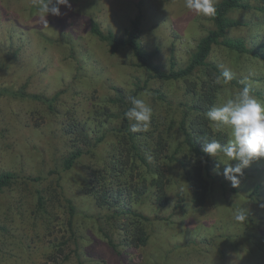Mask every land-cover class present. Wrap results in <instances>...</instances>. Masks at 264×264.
Wrapping results in <instances>:
<instances>
[{"label":"rangeland","instance_id":"rangeland-1","mask_svg":"<svg viewBox=\"0 0 264 264\" xmlns=\"http://www.w3.org/2000/svg\"><path fill=\"white\" fill-rule=\"evenodd\" d=\"M244 1L252 6L231 11L230 16L242 24L230 28L228 36L259 45L264 39V0ZM69 3L71 7L58 5L60 15L50 13L44 20L33 0H0V88L24 85L27 92L55 97V109L50 110L38 100L0 94V173L18 175L0 190V264H264V158L245 168L239 186L233 187L223 175L230 162L222 154L210 156L204 169L207 195L202 206L191 200L189 171L169 160L182 139L177 126L181 108L197 98L188 90L200 91L202 71L175 81L151 80L137 97L153 109L148 131L136 132L134 138L147 166L134 153L126 133L112 130L121 126L120 113L116 114L120 108L116 112V105L106 100L115 94L112 85L129 95L131 84H136L132 75L144 73L132 65L126 49L112 52L90 31L93 18L104 32L122 36L141 13L143 45L157 50L163 67L171 54L179 66L211 28V18L187 10L184 0ZM209 60L231 70L239 83L248 77L252 94L264 102V60L222 45L213 46ZM79 64L83 70L75 79ZM242 87L221 84L213 104L231 98ZM155 89L165 94V101L154 96ZM75 107L90 141L81 132L67 134L66 123L79 118ZM205 116L211 137L223 134ZM128 123L131 127L133 121ZM98 135L103 139L94 143ZM76 143L83 152L64 168V158ZM185 151L182 148L178 155ZM154 165L162 168L166 180L164 207L150 194ZM103 173L109 174L107 185L117 181L133 198L143 186L147 188L143 197L130 202L148 218L138 221L149 233L144 246L127 244L120 227L131 218L101 207L95 190L89 191L90 186L106 182ZM38 176L43 178L31 180ZM69 204L74 211L71 225ZM240 209L248 216L244 222L234 220Z\"/></svg>","mask_w":264,"mask_h":264},{"label":"trees","instance_id":"trees-1","mask_svg":"<svg viewBox=\"0 0 264 264\" xmlns=\"http://www.w3.org/2000/svg\"><path fill=\"white\" fill-rule=\"evenodd\" d=\"M215 6L217 9L216 15L214 17H210L212 21L211 28H209L199 39L196 45L190 49L187 62H184L183 65L179 66L176 63L174 54H171L167 66L163 67L157 61V50H150L143 45L140 38V32L142 30L141 13H138L130 21L129 26L125 28L124 35L122 36L116 35L111 30L104 32L100 27V24L95 19H90L91 33L97 36L100 40L105 41L112 52L126 49L132 58V65L140 68L144 73L143 77L132 75L133 80H136V84L134 86L131 84L129 95H127L121 87L112 85L111 88L115 90V94L113 96H108L106 100L116 105V112L118 107L120 108L116 114L120 113L121 126L113 127L112 130L117 131V133H126L128 142L134 150V153L147 166H149V163L143 157L141 151H139V149L141 150V147L134 139L136 132H132L130 130L131 127L128 123L129 120L125 117V112L132 106L131 98L138 97L147 88L148 82L151 80L175 81L179 79H186L197 70L202 71L204 80L201 83L200 91H195V88L193 87H190L188 90L192 94H196L197 98L192 103H183L181 108L182 114L178 120L177 126L180 134L182 135V139L177 142L172 153L169 155L170 161L179 162L182 167L189 171L191 200L195 205L199 206L203 205L207 195V182L204 178V169H208L210 159V156L202 151L204 142H200L199 140L201 137H205L210 140L215 138L220 140L221 143H225L227 140V136L225 134H217L215 137H211L212 133L209 132L208 128L204 125L206 110L213 105L215 95L221 86V84H216L214 82L215 77L223 71V69H220L217 64L209 60L210 52L213 46L222 45L228 50L238 53H247L264 60V39L259 43V45L249 46L241 37L228 36L230 28L242 24L240 20H236L230 16L231 11L234 9L250 8L252 5L246 3L244 0H218ZM82 70L83 64H79L76 69L77 72L75 79H79L81 77L80 71ZM230 84L243 86L235 79V77ZM1 93L9 94L15 97L38 100L45 103L50 110L55 109V97L36 92H27L24 85L18 88L2 87L0 88V94ZM153 93L157 99H161L163 101L166 100L165 94L159 89L153 90ZM70 102V106L72 107L73 101L71 100ZM75 113L78 114L79 118L66 123L69 127L67 134L81 132V135H84L83 139L90 141L88 140L89 133H87V128L83 125L80 119V112L76 107ZM102 139L103 135H98L95 138L94 143H99ZM182 148L186 149L184 152L185 154L182 153L178 155L181 153ZM82 152L83 150L80 146L77 143L74 144L69 154L64 158L63 167L70 168ZM186 154L190 155L192 159L191 161L186 160ZM149 155H153L152 150L149 151ZM153 172L155 177L151 183L152 190L150 191V194H153L152 196H154V201L159 207H164L168 203L167 195L164 189L166 181L164 178V172L158 165H154ZM108 175L109 174L107 173H103L102 180H106V182L102 183V186L99 183V185L95 188L90 186L89 191L95 190L94 195H96V202L101 207L106 206L110 209L112 208L116 215L123 216L125 219L131 218L130 220L123 221L121 223L120 229L123 232L124 240L127 244H131L133 246H144L147 239H149V233L142 227V225H139L138 221H147L148 218L144 216L140 210L132 207V203L130 202L133 201L132 199L143 197L147 192V188L143 186L138 191L137 197L133 198L132 196H129V192H126L125 189L122 188V184H119L116 179L113 180L116 181L113 185H107L109 184V181H107ZM16 178H18V175L12 171L1 172L0 190L16 180ZM41 178L43 177L38 176L32 178L31 180H40ZM110 179L112 180V177ZM93 185H95L94 182ZM98 188H101L99 193L97 192L98 190H96ZM37 201L41 204L42 195H38ZM68 213V221L71 225L74 215L73 206L71 204H69ZM100 231L103 232L108 243L111 246H114L111 236L102 228H100Z\"/></svg>","mask_w":264,"mask_h":264},{"label":"clouds","instance_id":"clouds-1","mask_svg":"<svg viewBox=\"0 0 264 264\" xmlns=\"http://www.w3.org/2000/svg\"><path fill=\"white\" fill-rule=\"evenodd\" d=\"M42 19L48 14L60 15L58 5L71 7L69 0H33ZM216 0H184V7L200 16L214 17L216 15ZM234 79V73L224 69L215 77L216 84L226 85ZM243 87L231 98L222 103L213 104L205 113L217 133L226 134L227 140L221 143L218 139L204 138L203 153L217 158L222 154L230 162L225 164L223 175L238 187L243 170L260 158H264V102L252 94V86L248 77L240 80ZM131 107L125 112V117L131 124L132 132H146L153 116L150 104L142 98L132 97ZM219 160V159H218ZM220 161V160H219ZM235 161V165L231 164ZM221 162V161H220ZM248 219L243 209L234 214L236 222Z\"/></svg>","mask_w":264,"mask_h":264}]
</instances>
